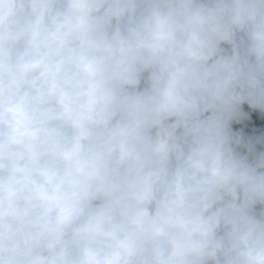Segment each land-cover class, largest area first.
<instances>
[{"label":"clouds","instance_id":"9594fccd","mask_svg":"<svg viewBox=\"0 0 264 264\" xmlns=\"http://www.w3.org/2000/svg\"><path fill=\"white\" fill-rule=\"evenodd\" d=\"M0 264H264V0H0Z\"/></svg>","mask_w":264,"mask_h":264},{"label":"rangeland","instance_id":"374dc122","mask_svg":"<svg viewBox=\"0 0 264 264\" xmlns=\"http://www.w3.org/2000/svg\"><path fill=\"white\" fill-rule=\"evenodd\" d=\"M234 131H241L244 135H250L251 133L248 129L244 128L242 125H233Z\"/></svg>","mask_w":264,"mask_h":264}]
</instances>
